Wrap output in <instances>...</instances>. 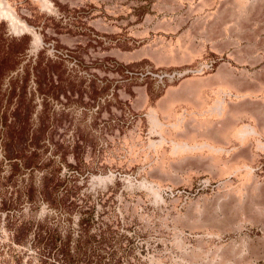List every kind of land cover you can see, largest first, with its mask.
Listing matches in <instances>:
<instances>
[{"label":"rangeland","instance_id":"374dc122","mask_svg":"<svg viewBox=\"0 0 264 264\" xmlns=\"http://www.w3.org/2000/svg\"><path fill=\"white\" fill-rule=\"evenodd\" d=\"M0 264H264V0H0Z\"/></svg>","mask_w":264,"mask_h":264}]
</instances>
